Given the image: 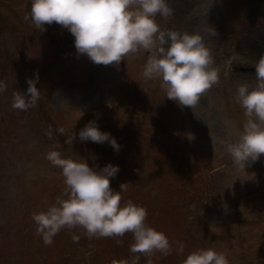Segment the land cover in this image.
Returning <instances> with one entry per match:
<instances>
[{
    "label": "rangeland",
    "instance_id": "1",
    "mask_svg": "<svg viewBox=\"0 0 264 264\" xmlns=\"http://www.w3.org/2000/svg\"><path fill=\"white\" fill-rule=\"evenodd\" d=\"M178 1L167 0L173 16L157 15L156 22L199 33L220 74L192 109L167 99L159 78H142L143 50L118 66L96 65L77 54L67 29L53 22L40 32L25 21L31 0H0V82L7 85L0 92V264H112L132 256L131 233L118 245L116 238L88 239L79 227L63 229L44 245L32 214L65 198L66 188L62 169L46 159L52 150L96 171L118 166L110 187L118 192L126 183L121 205L131 200L144 207L145 223L172 245L167 256L137 254L139 264H182L198 249L223 253L229 264H264V155L243 171L226 147L239 141L246 121L236 88L255 85V68L248 66L264 55V0H187L181 9ZM37 76L36 107L13 109V92L26 93L27 80ZM89 121L119 150L80 141Z\"/></svg>",
    "mask_w": 264,
    "mask_h": 264
},
{
    "label": "clouds",
    "instance_id": "2",
    "mask_svg": "<svg viewBox=\"0 0 264 264\" xmlns=\"http://www.w3.org/2000/svg\"><path fill=\"white\" fill-rule=\"evenodd\" d=\"M173 12L167 0H31L30 12L24 19L31 20L40 32L53 22L67 29L74 37L77 54L86 55L96 65L118 66L130 53L143 50L148 58L142 78H159L167 99L192 109L201 96L220 82V74L199 33L161 29L155 17L168 20ZM209 34L218 35L211 27ZM254 66L255 85L243 83L236 88L235 102L246 117L243 131L238 142L226 146L233 164L243 171L245 165L264 155V55ZM37 81L38 76L27 80L24 94L13 92V109L27 111L36 107L41 98V91L35 86ZM6 89L7 85L0 82V92ZM57 131L61 135L65 133L63 127ZM46 134L52 138L51 126ZM78 136L82 142H108L115 151L120 148L109 133L98 129L95 121H89ZM74 138L72 133L65 143L71 144ZM46 159L62 169L66 188L65 198L57 197L45 211L32 214L36 234L45 246H51L61 230L79 227L85 230L88 239L116 238L118 245L123 243L125 234L133 235L134 243L129 247L131 258L113 260L112 264H139L140 255L167 256L172 252L167 236L145 223L148 212L144 207L131 200L121 205L126 183L120 185L118 192L110 187V178L115 177L118 166L108 164L96 171L84 160L62 158L57 150L49 151ZM72 239L79 241L75 235ZM176 250L183 254L184 245L178 242ZM182 264H229V261L223 253L198 249L189 253Z\"/></svg>",
    "mask_w": 264,
    "mask_h": 264
},
{
    "label": "bare ground",
    "instance_id": "3",
    "mask_svg": "<svg viewBox=\"0 0 264 264\" xmlns=\"http://www.w3.org/2000/svg\"><path fill=\"white\" fill-rule=\"evenodd\" d=\"M187 3V0H179L178 1V8L181 9V6L185 5Z\"/></svg>",
    "mask_w": 264,
    "mask_h": 264
}]
</instances>
